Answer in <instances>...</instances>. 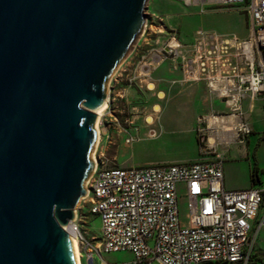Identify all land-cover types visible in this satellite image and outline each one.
<instances>
[{"label":"water","instance_id":"obj_1","mask_svg":"<svg viewBox=\"0 0 264 264\" xmlns=\"http://www.w3.org/2000/svg\"><path fill=\"white\" fill-rule=\"evenodd\" d=\"M147 0H0V264H76L94 109Z\"/></svg>","mask_w":264,"mask_h":264},{"label":"built area","instance_id":"obj_2","mask_svg":"<svg viewBox=\"0 0 264 264\" xmlns=\"http://www.w3.org/2000/svg\"><path fill=\"white\" fill-rule=\"evenodd\" d=\"M198 12L233 8L245 14L243 37L196 28L181 41L158 15L146 14L141 37L157 29L165 38L156 52L142 57L138 75L169 58L189 82H203L225 109L198 118L203 150L214 158L154 165L105 167L97 161L85 181L83 200L100 218L97 241L86 239L74 218L64 226L77 241L82 264H261L253 260L254 242L264 228V186L227 188L223 158L229 145L242 144L251 133L242 101L264 104V0H176ZM134 78V77H133ZM144 79L139 85L152 89ZM129 81H132L129 78ZM151 85V87L149 86ZM107 115L103 112L101 116ZM100 116V117H101ZM209 117H224L210 123ZM132 137L125 142L131 143ZM186 198V222L178 198ZM127 251L128 262H108L103 253Z\"/></svg>","mask_w":264,"mask_h":264},{"label":"rangeland","instance_id":"obj_3","mask_svg":"<svg viewBox=\"0 0 264 264\" xmlns=\"http://www.w3.org/2000/svg\"><path fill=\"white\" fill-rule=\"evenodd\" d=\"M144 8L143 17L147 16L146 14L158 15L166 28L176 31L181 41L190 39L193 31L199 27L238 37L247 34L245 14L237 9L221 8L198 12L182 6L176 0H147ZM147 20L148 22L150 20L148 16ZM144 36L146 39L141 37L140 29L104 81V93L109 97L105 109L107 115L99 119L96 132L98 136L91 145L89 160L92 163L97 161L105 167H124L214 158V153L206 152L202 148L205 137L198 131L199 125L195 115L197 110H200V116L223 110L224 104L205 90L198 94L185 89L184 87L192 85L193 82L186 81L169 58H163L151 65L149 76L154 82L152 89L140 86L138 79L133 78L135 70L140 65L142 57L149 52H156L165 38L157 29L145 32ZM116 76L120 78L114 81ZM129 78L132 81H129ZM158 90L164 92L161 99L156 96ZM165 106L169 108L163 110L161 114L160 108L162 110ZM252 106V117L260 120L258 125H264V109L260 101H253ZM243 111L245 121L250 124L248 113ZM150 129L157 130V133L148 136ZM126 137H132L133 141L126 143ZM260 138L262 140L256 153L263 164V172L261 183L258 185H264V130ZM252 140L251 136L250 144ZM248 141L246 137L244 142L248 144ZM240 146L233 143L229 145L227 151ZM219 153L225 162L223 163L225 176L238 185L247 184L249 180L247 161L244 159L226 161L225 153ZM92 169L93 165L84 178L83 187ZM83 196L79 197L73 207L74 220L81 234L95 242L100 235V218L89 213ZM178 209L181 220L186 222L188 207L183 196L178 198ZM253 250L258 257L264 258V228L259 231ZM94 258V263L101 264L100 256L95 255ZM103 259L108 262H128L132 259V254L127 251L103 253ZM149 264L159 263L152 261Z\"/></svg>","mask_w":264,"mask_h":264},{"label":"crops","instance_id":"obj_4","mask_svg":"<svg viewBox=\"0 0 264 264\" xmlns=\"http://www.w3.org/2000/svg\"><path fill=\"white\" fill-rule=\"evenodd\" d=\"M246 22H247V19H246ZM149 73H150V71H149ZM138 74H139L138 69H136L133 77L137 78L138 82H139V80L144 79V78H142V76H139ZM119 78H120V76H116L114 78V81H117ZM144 80L147 83H151L152 85H154V82L150 79L149 74ZM184 88L193 90L198 94H200L203 90L206 91V88H205V85L203 82H193L192 85L184 87ZM160 94H162V95L160 96ZM156 96L158 99H161L164 96V92L162 90H158L156 92ZM255 101H260L261 107L264 109V104L261 100L257 99ZM241 106H242V109L245 110L249 116V122H250L249 125L251 127V133L247 136L249 141H248V144H246V142H244L242 144H239V145H241L240 147H235L232 150H228L227 152H225V160L227 161L229 159H232L235 161L236 159H244L245 161H247L249 180H248L247 184L243 183L241 185H238L234 182H231L225 176V168H224L225 164H223L224 185H225V187L232 188V189H234V188H246L249 186H264V185H258L259 183H261V174L263 172V164L261 163L260 158L258 157V155L256 153V149L259 148L260 141L262 140V138H260V137L263 133L264 125H262V126L258 125L257 123L260 120L257 117H252V111H253L252 110V108H253L252 102H249L247 99H245L242 101ZM166 108H169V106H165L164 108H162V110L160 108L161 114H162L163 110H165ZM199 112H200V110H197L196 115H195V116H197V118H196L197 120L200 117ZM194 117H192V118H194ZM263 119H264V117H263ZM155 131H156L155 132V134H156L157 130H155ZM148 136H149V134H148ZM251 136L253 137V140H252V143L250 144ZM256 141H258L257 144H255ZM234 144H237V143H234ZM249 145H250V148H248ZM176 161L178 162L180 160H176ZM223 163H225V162H223ZM255 163L257 165V175H258L259 181L258 180L252 181V179H251V170H252V167Z\"/></svg>","mask_w":264,"mask_h":264},{"label":"bare ground","instance_id":"obj_5","mask_svg":"<svg viewBox=\"0 0 264 264\" xmlns=\"http://www.w3.org/2000/svg\"><path fill=\"white\" fill-rule=\"evenodd\" d=\"M108 95H105V97L102 99V107L97 110L94 109L93 112L95 113L96 117H95V121H94V129L96 132H98V123H99V119L101 114L105 111V109L107 108L108 105ZM157 110H158V106H156ZM224 117H209V122L210 123H218L221 119H223ZM150 121V119H148ZM155 129H150L148 134L149 136H154L155 135ZM96 136H98V134L96 133ZM74 218V215H73ZM68 236H70L72 238V243H73V250H74V256H75V260H76V264H82L81 262V255H80V250H79V246H78V241L75 237V235L72 232H68Z\"/></svg>","mask_w":264,"mask_h":264},{"label":"trees","instance_id":"obj_6","mask_svg":"<svg viewBox=\"0 0 264 264\" xmlns=\"http://www.w3.org/2000/svg\"><path fill=\"white\" fill-rule=\"evenodd\" d=\"M251 179H252V181H256V180L259 181L258 175H257V165H256V163L253 165L252 170H251ZM252 259L257 261L258 263L264 264V258L263 257L262 258L258 257L256 255V253L253 254V258Z\"/></svg>","mask_w":264,"mask_h":264}]
</instances>
